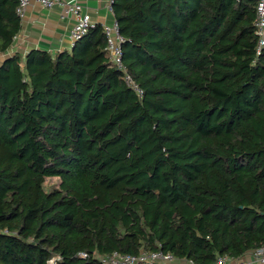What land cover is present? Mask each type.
Listing matches in <instances>:
<instances>
[{
    "label": "trees",
    "instance_id": "trees-1",
    "mask_svg": "<svg viewBox=\"0 0 264 264\" xmlns=\"http://www.w3.org/2000/svg\"><path fill=\"white\" fill-rule=\"evenodd\" d=\"M17 3L0 0V54L21 30ZM256 5L112 0L142 96L99 23L71 50L0 61V264L157 249L212 264L264 245Z\"/></svg>",
    "mask_w": 264,
    "mask_h": 264
},
{
    "label": "built area",
    "instance_id": "built-area-1",
    "mask_svg": "<svg viewBox=\"0 0 264 264\" xmlns=\"http://www.w3.org/2000/svg\"><path fill=\"white\" fill-rule=\"evenodd\" d=\"M17 1L16 12L22 20L32 0ZM256 1L254 25L255 32L259 37L257 48V53L259 54L264 47V0ZM39 2L44 7L60 5L65 14L74 16L75 21L70 33L72 46L88 32L90 27L96 24L85 10L84 5L78 0H39ZM110 9L112 10V0L110 1ZM102 26L107 40L106 48L110 54L111 61L125 73L124 79L126 83L138 96H142L143 89L133 80L123 64V43L126 41V38L121 34L118 22L115 20L111 24H102ZM78 255L86 257L87 253L79 252ZM55 261L56 257H53L48 261V264H56ZM101 261L103 264H197L191 259L177 258L172 253L165 252L162 249L141 251L137 255L114 251L109 255L101 257ZM212 264H264V245L249 250L243 256L237 258L219 255Z\"/></svg>",
    "mask_w": 264,
    "mask_h": 264
},
{
    "label": "crops",
    "instance_id": "crops-1",
    "mask_svg": "<svg viewBox=\"0 0 264 264\" xmlns=\"http://www.w3.org/2000/svg\"><path fill=\"white\" fill-rule=\"evenodd\" d=\"M78 1L84 5L94 23L111 24L116 20L110 9L111 0ZM74 21V16L65 14L62 6L44 7L39 0H32L21 20V30L15 37L12 48L0 54V59L16 52L25 55L34 48L52 53L71 50L73 46L70 33Z\"/></svg>",
    "mask_w": 264,
    "mask_h": 264
},
{
    "label": "rangeland",
    "instance_id": "rangeland-1",
    "mask_svg": "<svg viewBox=\"0 0 264 264\" xmlns=\"http://www.w3.org/2000/svg\"><path fill=\"white\" fill-rule=\"evenodd\" d=\"M0 61H1V59H0ZM55 181L56 180H54V179L53 180H50V179L47 180V182L45 183V187L49 189L52 186V184L55 183Z\"/></svg>",
    "mask_w": 264,
    "mask_h": 264
}]
</instances>
